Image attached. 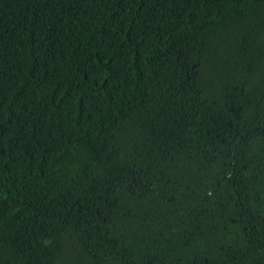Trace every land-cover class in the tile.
<instances>
[{"label":"trees","instance_id":"1","mask_svg":"<svg viewBox=\"0 0 264 264\" xmlns=\"http://www.w3.org/2000/svg\"><path fill=\"white\" fill-rule=\"evenodd\" d=\"M0 264H264V0H0Z\"/></svg>","mask_w":264,"mask_h":264}]
</instances>
